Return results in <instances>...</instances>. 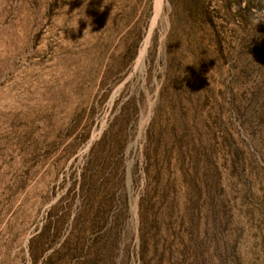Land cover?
Instances as JSON below:
<instances>
[{"label":"rangeland","instance_id":"obj_1","mask_svg":"<svg viewBox=\"0 0 264 264\" xmlns=\"http://www.w3.org/2000/svg\"><path fill=\"white\" fill-rule=\"evenodd\" d=\"M0 264H264V0H0Z\"/></svg>","mask_w":264,"mask_h":264},{"label":"bare ground","instance_id":"obj_2","mask_svg":"<svg viewBox=\"0 0 264 264\" xmlns=\"http://www.w3.org/2000/svg\"><path fill=\"white\" fill-rule=\"evenodd\" d=\"M160 2H161V0H160ZM163 3H164V2H163ZM156 7H157V6H156ZM158 7H159V6H158ZM158 7H157V8H158ZM162 7H163V5H162ZM162 7H161V8H162ZM161 8H160V9H161ZM158 9H159V8H158ZM158 11H159V10H158ZM161 11H162V10H161ZM144 52H145V51H144ZM143 56H144V55H143ZM142 59H143V58H142Z\"/></svg>","mask_w":264,"mask_h":264}]
</instances>
